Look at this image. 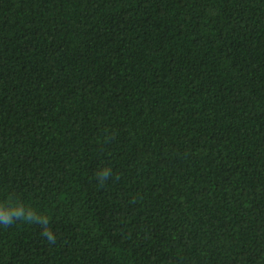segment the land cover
<instances>
[{
    "label": "trees",
    "instance_id": "trees-1",
    "mask_svg": "<svg viewBox=\"0 0 264 264\" xmlns=\"http://www.w3.org/2000/svg\"><path fill=\"white\" fill-rule=\"evenodd\" d=\"M0 264H264V0H0Z\"/></svg>",
    "mask_w": 264,
    "mask_h": 264
}]
</instances>
